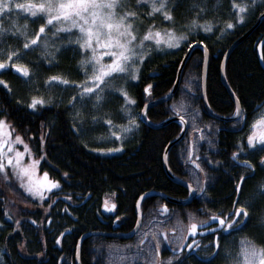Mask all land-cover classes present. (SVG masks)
<instances>
[{
  "label": "trees",
  "instance_id": "16d2710c",
  "mask_svg": "<svg viewBox=\"0 0 264 264\" xmlns=\"http://www.w3.org/2000/svg\"><path fill=\"white\" fill-rule=\"evenodd\" d=\"M176 3L175 17L180 19L193 15L194 11L190 9L193 0H176ZM216 3L214 8L212 5L208 7L205 16L213 19L220 15L225 19L224 14L230 8L228 1L218 0ZM229 13L232 16V11ZM261 13H264V3L253 9L245 23L228 31H220L223 29L221 26L210 32L200 30L188 35V40L173 51L165 54L151 52L140 63L138 79L129 86L136 110L140 113L148 101L168 93L187 49L203 40L209 55L205 79L208 106L219 116L233 115L234 104L220 82L221 59L232 42L248 30ZM263 39L264 19L231 51L225 63L226 81L246 110L244 126L257 113L256 107L264 105V70L256 55V47ZM261 59L264 65V43ZM62 61L67 63V56ZM202 62V51L194 49L183 67L173 98L146 113L148 120L157 124L172 115L171 108L174 109L176 104H183L187 132L183 140L170 149L167 166L170 172L179 175L175 164L185 163L188 157L198 155L207 173V179L202 173L205 191L198 202L172 205L174 219L179 218L183 224H189L188 213H194L199 221L208 219L211 212H229L237 199L234 187L240 176H245L241 202L245 198L250 199L257 185L264 181V166L260 164L256 151L246 145V134L242 135V130H237L241 127V120L221 123L204 111L201 100ZM2 78L12 88L18 82L11 70L4 72ZM149 84L152 87L146 95L144 89ZM18 100L15 91L7 92L0 86V116L6 118L11 132L20 135L33 156L40 160L39 172H48V179L59 181V187L51 191L42 203H37L24 194L17 181L4 179L0 174V264H74L77 242L83 234L128 233L133 229L136 223L135 203L142 194L153 190L177 200L186 197L187 191L171 182L162 166L164 148L180 133L179 124L170 123L150 129L140 123L121 153L100 156L94 154L79 137L67 106L38 105L31 109ZM220 126L224 130L216 133ZM194 128L200 130L194 131ZM42 133L43 141L40 139ZM240 142L245 146L243 152L238 149ZM233 152H237L238 160H251L256 165L254 174L245 165L234 162ZM209 160L213 163H208ZM190 175L188 173L186 177L191 178ZM190 182L194 185L195 180ZM160 201L158 197H149L141 202V225L133 238L91 236L84 239L79 250L80 264H145L144 257H136L135 252L138 240L143 238L141 233L154 230L152 222L157 218L155 210ZM106 204L115 205L112 214L102 213L101 208ZM256 205L253 219L246 227L231 234L221 233L223 247H229V242L234 246L245 236L252 237L257 243L264 241V227L257 220L264 212V200L257 201ZM17 220L20 221L19 227ZM212 227H215L214 223L207 226ZM213 235L209 232L196 235L199 247L183 251L187 256L185 264H208L209 260L211 264H226L223 251L214 258L208 255L212 252L208 243L213 240ZM146 239L140 248L152 246V239ZM120 256L128 259L121 262ZM162 258L167 264L166 254Z\"/></svg>",
  "mask_w": 264,
  "mask_h": 264
},
{
  "label": "snow or ice",
  "instance_id": "6c2138e0",
  "mask_svg": "<svg viewBox=\"0 0 264 264\" xmlns=\"http://www.w3.org/2000/svg\"><path fill=\"white\" fill-rule=\"evenodd\" d=\"M203 5V6H202ZM176 0H25L24 3L13 2V0H0V86L7 92H11L9 82L3 79L4 72L14 69L16 74H21L22 78H26V82L32 79L35 74L33 69L37 67L35 61L24 62V57L27 52L34 48H41L39 61L42 63L47 61L51 64L59 51L58 44L50 43V37L47 33L50 27H55V31L51 33L52 37L57 36L60 32H65L69 35V40L66 43L72 46L74 43L78 44L83 50H90V55L87 51L81 56L78 61L80 67L83 69L84 79L80 81H71L63 75H50L44 81L47 86L59 82L65 85L71 84L75 87L76 92L68 101L69 104L75 107L76 102L81 105L92 101V107L99 109L103 107L106 96L109 94H120L124 99V104L121 109L130 114L129 105L134 104L135 101L127 91L124 84L116 85L114 81L118 77H123L125 80L138 79L139 62L143 61L148 55L149 50L155 47H178L181 42L188 40V35L185 32L177 34V22L174 15L177 7ZM256 6V0H231V8L235 9L232 13L234 20L243 22L250 7ZM191 9L195 10L196 16L187 25L190 30L199 24L196 19L201 13L208 11L205 0H193ZM144 9H148L146 12ZM16 10H23L29 14V18L41 21L37 28L29 32V18H25L23 25L19 24L18 17L13 13ZM159 15L163 20L169 22L172 27L161 30L155 24V17ZM144 16L153 20L152 24L147 25L146 30L142 33L139 30L138 21L142 22ZM234 20L225 22V28L231 29L235 27ZM33 21V22H34ZM59 25V27H56ZM183 27V26H181ZM205 32H210L211 24L205 21L202 25ZM72 29H78L79 34L76 35L75 41L71 39L73 35ZM22 38V39H21ZM154 41V43H152ZM203 44V40L199 41ZM205 53L207 48L205 47ZM107 56L105 61L103 57ZM89 68L91 71H89ZM152 85H147L145 92L151 90ZM18 103H26V106L31 109H36L38 105L51 104L52 97H45L43 95H32L28 101H17ZM175 107V115L179 117L181 123L185 122L184 105L179 104ZM241 100L238 96L235 97V115L241 117L245 114ZM146 115V111L143 112ZM75 117L78 120H83L81 112L77 111ZM104 117L92 116L93 122ZM195 121V117L192 118ZM106 125L115 127L113 120L107 119ZM8 126V121L5 117L0 116V136H11V131H5ZM135 118H131L127 125H120L123 132L130 131L133 127H137ZM73 127H77L74 123ZM80 130L79 128L77 129ZM199 128H194V131H199ZM111 135L120 138L121 132H112ZM202 138V137H201ZM41 141L44 139V134H41ZM15 141L24 143L20 135H15ZM7 144L10 150L15 152V162L13 155H7L4 152V145ZM247 146L253 151H264V112L256 116L249 125V132L247 134ZM123 147V145H121ZM239 151L243 152L245 146L243 142L238 144ZM25 150L28 146L25 145ZM98 151H116L119 149H97ZM7 158V163L13 165V173L21 179V185L26 190L39 196L43 199L44 189L58 187L59 181L49 180L48 172L43 173L42 180L35 178V164L39 161H32L29 165H22L21 158L24 153L12 148V142L0 139V171L5 172V179H8V174L5 171L4 158ZM192 153L189 152V156ZM232 156L237 157V152H233ZM167 161V154H165ZM196 169L205 174V168L198 162V159L191 161ZM208 163H213L209 160ZM252 174H254V165L251 160L242 162ZM260 164L264 166V156L260 157ZM65 176L68 173H64ZM27 177L25 181L23 178ZM245 176H240L234 187V195L237 199L233 201V207L227 213L225 212H211L209 219L218 221L216 227L209 229L204 227L208 220L197 221L194 213H188L189 224L184 225L178 218L176 224L170 229L175 235L174 255L167 257V264H185L187 256L183 249H193L199 247V243L193 240L187 245L183 244V240L188 239L187 233L193 236L197 234L198 228H202L204 232L214 234V239L209 241L208 247L212 252L208 255H219L221 251L225 253V257L229 260V264H264V241L257 243L255 239L250 236L241 238L240 249L233 255L232 250L221 245V233H228L242 230L247 226L248 222L253 219V213L257 210V201L264 200V181H261L256 189L254 195L247 200L241 202L243 197V183ZM191 190L192 184H188ZM201 192L205 191L203 185H199ZM71 199V197H69ZM139 205V201H137ZM107 207V204L105 205ZM115 207V205H113ZM163 213H168V206H161ZM210 212V210H209ZM119 219V217H117ZM258 223L264 227V212L257 217ZM139 223V222H138ZM17 227L20 221H16ZM154 245L147 249L140 248L139 245H144L148 233L142 232L143 238L138 240L136 257H144L145 264H164V259L160 256L161 241L157 238V233L152 232ZM63 235V233H61ZM164 240H169L167 234L164 235ZM59 242V238H57ZM169 243H172L169 240ZM128 259L126 256H120L119 260L123 262ZM211 264V261H208Z\"/></svg>",
  "mask_w": 264,
  "mask_h": 264
},
{
  "label": "rangeland",
  "instance_id": "374dc122",
  "mask_svg": "<svg viewBox=\"0 0 264 264\" xmlns=\"http://www.w3.org/2000/svg\"><path fill=\"white\" fill-rule=\"evenodd\" d=\"M217 1L218 0H205V4L207 5V8L211 5L214 8V6H216V4H217L216 3ZM227 1L229 4V7H230L229 10H230V12L232 11V13H233L235 11V9L231 8V0H227ZM13 2L14 3L15 2L24 3L25 0H13ZM132 2L134 3V0H132ZM238 2H241V0H238ZM249 3H250V0H249ZM263 3H264V0H256V6L249 8L248 13L246 15V19L243 22L235 21L233 15L232 16L229 15L230 13H229L228 9L226 10L227 14H224L225 19H222L223 16H220V15L218 17L215 16V17H213V19H210L209 16H205L206 13H201L200 16L196 17V19L199 21V24L197 26H195L194 28L189 30L187 28V25L192 20V18L194 16H196V12H195V10H193L194 13L191 17L180 18V19H178L179 17H175L176 22H177V34H179L180 32H185L187 35L196 34L198 31L204 30L202 25L204 24L205 21L210 22L212 30L217 29L218 26L225 28V22L229 21V20H234L235 27H236L237 25L245 23L251 17V14L253 13V9L255 7L263 4ZM190 9H191V7H190ZM147 10L148 9H144L145 12ZM13 15L15 17H18V22L21 25L24 24L25 18H29V14L27 12H24L23 10H16L13 13ZM33 21H34V18H29V26H30L29 32H31L32 29L37 28L39 23L41 22L39 20H35L34 22ZM137 23L139 25V30L142 33L144 30H146L147 25L153 23V20L147 16H144L142 19V22L138 21ZM155 24L161 30L168 28V27H172V25L169 22L163 20L162 17L159 15H156V17H155ZM181 26H183V27H181ZM56 27H59V25H56ZM225 30L228 31L230 29H225ZM53 31H55V27H50L47 35H48V37H50V41H49L50 43L58 44L60 46L59 51L57 52V55H56V59L51 64H49L47 61H44L41 63L38 59L40 56V52H41V48H39V47L34 48L32 51L27 52L25 57H24V62H28V61H35L36 62L37 67H35L33 69L35 74L32 76L31 80H28L26 82V78H22L21 74H16L14 69H10L12 72V75L18 78V82L16 83L15 88L11 87V89L13 91H15L16 94H18V99L20 101H28L32 95H43L45 97L51 96L52 100H53V102L51 104H46V105H52V106L64 105V106H67L68 107V110H67L68 115H69L70 119L72 120V123L73 124L75 123L77 125V127H75L76 132L78 133V135L81 138V140L83 141V143L87 147H91L90 149L94 154H97L100 156H111V155H117V154L121 153L124 145L130 139L133 138L134 134L136 133V131L138 129L139 124L141 123L140 114H139L138 110H136V108L134 106L135 104L129 105V109H130V114H129L127 112H124L121 109V105L124 104V99L122 98V96L120 94H109L106 96L103 107H101L99 109H94L92 107V101H88L84 105H81L79 102H76L75 107H73V105L68 103V101L71 99V97L76 92V89L73 85H71V84L65 85V84H62L59 82L52 84V86H50V87L45 85L44 81L47 79L48 76L57 75V74L63 75L71 81L83 80L84 79L83 69L80 67L78 61H80L81 56L84 54L85 51H87L89 55L91 54L90 50H83L79 47L78 44L74 43L72 46H69L66 43V41H68L70 37L67 33H65L63 31L58 33L57 36L52 37L51 33ZM72 33H73V35L71 36V39L73 41H75V37L77 34H79V30L78 29H72ZM152 43H154V41ZM182 44H184V42H181L179 46H181ZM178 47H167V46L155 47V48H152L151 50H149L148 55L153 51L157 52V53L165 54L166 52L173 51ZM65 56H67V63H63V61H62ZM103 59L105 61H107L108 57L105 56V57H103ZM141 62H139V66H140ZM0 71H4V70H0ZM89 71H91L90 68H89ZM133 81H135V80H132L130 78L125 80V78H123V77H118L117 80L114 81V83L116 85L124 84L125 87L127 88V91L129 92V86ZM129 94L131 95L130 92H129ZM131 97H132V95H131ZM24 104H26V103H24ZM176 106H178V104H176ZM173 110H176L175 107ZM77 111L82 113V115L84 117L82 121L76 119L75 113ZM261 112H264V109H261L258 112V115ZM92 116H98V117H104V118L98 119L96 122H93L91 119ZM131 118L136 119L138 126L133 127L128 132L121 131L119 126L120 125H127L129 119H131ZM107 119L113 120L115 127L109 128V126L106 125ZM252 121H250L249 125L252 123ZM249 125H248L247 129L242 133V135L246 134L245 135L246 145H247V134L249 132ZM78 128L80 129L79 131L77 130ZM5 131L7 132V131H11V130L7 126ZM117 131L121 132L120 138H117V137L111 135L112 132H117ZM15 135H17V134L12 133L11 136H0V139L11 141L13 149L19 150L20 152L24 153V155L20 161L22 165H29L34 160L40 162L39 159H36L33 156L28 144L24 140H23L24 141L23 144H21L18 141H15ZM203 138H205V137H203ZM25 145L28 146V150H25ZM121 145H123V147H121ZM97 149H119V150H116V151H98ZM249 149H251V148H249ZM4 152L7 155H13L14 162H15V152L13 150H10L8 148L7 144L4 145ZM256 154L258 156L257 157L258 160L260 161V157L264 156V151H258V152L256 151ZM39 162L37 164H35V174L34 175H35L36 180H42L43 179V173L39 172ZM4 163H5V171L7 172L8 177L10 179L13 178V180L17 181L19 188L24 192V194L27 195L29 198L33 199L34 201H36L37 203H42V201L48 196V194L51 191H53L54 189H57L59 187V185H58V187L51 188V189L45 188L44 189L45 195H44L43 199H41L39 196L29 193L26 190V188L21 185V179L16 174L13 173V165H10L7 163L6 155L4 158ZM0 174L3 176V178L5 177L4 171H0ZM23 179L26 181L27 177L25 176ZM244 200H247V198L243 199L242 202ZM217 223H218V221H217ZM175 224H176V220L170 221L167 230L169 231ZM185 225H188V224H185ZM215 227H216V224H215ZM213 228L214 227H212L210 229H213ZM154 229H156V228H154ZM168 231L166 232V234L169 237V240L172 241L171 244H172V247L174 248L176 246V244H175V235L176 234L173 233L171 235L168 233ZM145 232L148 233L147 237L150 238V240H151V238L153 240L151 233L156 232V231L151 229L150 231H145ZM157 238H158V233H157ZM240 244H241V239H238L234 246H232L231 242H229V247H227V248L231 249L233 255H235V253L238 252L240 249ZM225 262H226V264H229V260L226 257H225Z\"/></svg>",
  "mask_w": 264,
  "mask_h": 264
},
{
  "label": "water",
  "instance_id": "95a60500",
  "mask_svg": "<svg viewBox=\"0 0 264 264\" xmlns=\"http://www.w3.org/2000/svg\"><path fill=\"white\" fill-rule=\"evenodd\" d=\"M262 19H264V13H261L258 15L256 21L252 24V26L246 31L244 32L240 37H238L236 40H234L232 42V44L229 46V48L226 50V52L224 53L222 59H221V63H220V69H219V76H220V82L222 84V86L224 87V89L226 90L228 96L230 97L231 101L234 104V108H235V95L233 93V91L231 90V88L229 87L226 78H225V73H224V69H225V63L226 60L229 56V54L231 53V51L240 43H242V41L244 39H246L247 37H249L252 32L257 28V26L260 24V22L262 21ZM264 43V39L261 40L259 42V44L256 47V55H257V59L258 62L260 64V66L262 67V69L264 70V65L262 63V59H261V48L262 45ZM194 49H199L202 51L203 54V62H202V71H201V100H202V105H203V109L204 111L214 120L220 121L222 123H232L237 121L240 117H237L234 113H235V109H234V113L233 115L229 116V117H224V116H219L218 114L214 113L210 107L208 106L207 100H206V96H205V79H206V71H207V64H208V51L207 53H205V46L203 44H198V43H194L191 46H189V48L187 49L185 55L183 56L178 70H177V74H176V79L175 82L173 84V86L171 87V89L168 91L167 94H165L164 96L157 98L155 100H151L148 101L146 104H144V106L142 107V109L140 110V121L142 124H144L146 127L150 128V129H158L161 127H164L170 123H177L181 126V130L180 133L178 134V136L176 138H174L172 141H170L164 148L163 154H162V166H163V171L164 174L166 175V177L173 182L176 185H179L183 188H185L188 191V198L184 199V200H177L174 198H171L161 192H157V191H153L150 190L144 194H142L141 196H139V198L137 199V201H139V205L137 204V201L135 203V214H136V223L133 227V229L128 232V233H113V234H106V233H99V232H89V233H85L83 234L78 242H77V246H76V251H75V260H74V264H80L79 262V250H80V245L82 243V241L88 237L91 236H101V237H119L122 239H130L133 238L136 233L138 232L140 225H141V214H140V205L141 202L149 197H158L161 200L174 204V205H186L188 203H190V201L192 200V198L195 196V190L193 189V187L191 188V190L188 188V182L183 181L181 179H177L169 170L168 166H167V162L165 160V154L168 155L170 149L176 145L177 143H179L180 141H182V139L185 137V134L187 132V125L186 122L181 123L179 120V117L177 115H175V111L171 108V112L172 115L170 117H168L167 119L163 120L160 123H152L148 120L147 115H143V112L147 111L156 106V105H160L163 103H166L168 101H170L173 96L175 95L179 84H180V77H181V73L183 70V67L185 65V63L187 62L191 52ZM144 93L146 95L149 94V92H145ZM262 105L256 107V110H258ZM242 126L238 129V131L242 130L244 128V121H245V117H242ZM194 165V164H193ZM195 166V165H194ZM203 192H199L197 196L201 195ZM113 205L107 206L105 207V205L101 208L102 213L104 214H112L113 213ZM161 211V216L164 217L167 215V213H163L162 209H160ZM139 222V223H138Z\"/></svg>",
  "mask_w": 264,
  "mask_h": 264
},
{
  "label": "flooded vegetation",
  "instance_id": "af4514ba",
  "mask_svg": "<svg viewBox=\"0 0 264 264\" xmlns=\"http://www.w3.org/2000/svg\"><path fill=\"white\" fill-rule=\"evenodd\" d=\"M259 15V14H258ZM258 17V16H257ZM257 19V18H256ZM252 26V25H251ZM250 26V27H251ZM247 31V30H246ZM245 31V32H246ZM244 33V32H243ZM259 44V43H258ZM258 111H259V109H258ZM258 111H257V115H258ZM253 115L252 116V119H251V121L253 120V118L255 117V116H257V115ZM242 117L243 116H241L239 119L241 120V122H242ZM238 119V120H239ZM237 120V121H238ZM240 120L238 121V122H240ZM217 121V120H216ZM186 122V121H185ZM217 122H220V121H217ZM222 123V122H221ZM250 123V122H249ZM249 123L248 124H246L245 126H244V128L242 129V133L247 129V127H248V125H249ZM236 124V123H235ZM242 126V125H241ZM220 130H224V127L223 126H220V127H218L217 129H216V133H218ZM233 131H235V129L233 130ZM183 140V139H182ZM178 144V143H177ZM193 159H198V162L199 163H202V161L200 160V156H198V155H195L194 157H192V158H190V157H188L187 158V160H186V162L185 163H183V162H181V163H179V164H175V166L177 167V170L180 172L179 173V175H176V174H174V173H172L177 179H181V180H183V181H186V182H188V183H191L190 181H192V180H195V183H194V185L192 184V187H193V189L195 190V196L192 198V200L190 201V203L191 202H193V201H196V202H198L200 199H201V196L203 195V193L201 194V195H199V196H197L196 197V195L200 192V190H199V185H203V187H204V189H205V184H204V181L203 180H201V179H204V175H203V177H202V173L200 172V174L198 173V169H196L195 168V166L191 163V161L193 160ZM233 160H234V162L236 163V164H239V165H244L242 162V160H238V158L237 157H233ZM188 168V169H187ZM197 172V173H196ZM191 174L190 176H191V178L190 177H186V175L187 174ZM198 181H200V184L199 185H197V182ZM183 188V187H182ZM185 189V188H184ZM186 190V189H185ZM187 191V190H186ZM204 192V191H203ZM188 196H189V194H188V191H187V195H186V197L184 198V199H186V198H188ZM184 199H182V200H184ZM161 200V199H160ZM167 205L168 206V209H169V212L167 213V215L166 216H164V217H162L161 216V211H160V209H161V206L162 205ZM189 204V203H188ZM172 205H174V204H171V203H168V202H165V201H163V200H161L160 201V204H159V206L158 207H156V212H155V216L157 217V218H155L154 219V221L152 222V224H153V227L152 228H156V229H154L156 232H158V238L160 239V241H161V249H160V256L162 257V255L163 254H166V257H169V256H173L174 255V251H173V247H172V244L171 243H169V240H164V235L166 234V232L168 231L167 230V228H168V225H169V222L170 221H172V220H175L174 219V217H173V214H174V207L172 206ZM187 205V204H186ZM200 220H208V223L204 226V227H207L208 226V224H211V223H214V224H217V221H213V220H211V219H207V218H201ZM176 221H177V219H176ZM185 225V224H184ZM215 228V227H214ZM210 229V228H209ZM204 231H203V229L202 228H198V231H197V234L196 235H200V234H202ZM168 233L169 234H173V232H171L170 230L168 231ZM137 234V233H136ZM196 235L195 236H193L191 233H187V236H188V239H186V240H183V244H185V245H187L188 243H191L193 240H197L195 237H196ZM150 239V238H149ZM152 239V238H151ZM213 239H214V235H213ZM147 240V239H146ZM152 245H154V243H155V241H153L152 240ZM196 248V247H195ZM194 248V249H195ZM187 250H189V249H187V248H184L183 249V251H187ZM1 251V250H0Z\"/></svg>",
  "mask_w": 264,
  "mask_h": 264
},
{
  "label": "bare ground",
  "instance_id": "6f19581e",
  "mask_svg": "<svg viewBox=\"0 0 264 264\" xmlns=\"http://www.w3.org/2000/svg\"><path fill=\"white\" fill-rule=\"evenodd\" d=\"M227 14V13H226ZM210 17V16H209ZM223 21V20H222ZM243 26V25H242ZM218 31V30H217ZM221 31V30H220ZM261 109H264V105L263 106H261L260 108H259V111L261 110ZM258 111V112H259ZM242 123H243V121H242ZM242 125V124H241ZM238 130V129H237Z\"/></svg>",
  "mask_w": 264,
  "mask_h": 264
}]
</instances>
